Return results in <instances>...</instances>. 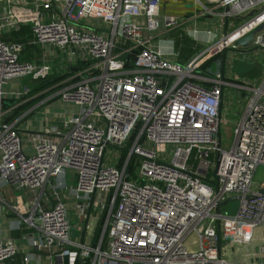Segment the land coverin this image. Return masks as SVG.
Instances as JSON below:
<instances>
[{
    "label": "built area",
    "instance_id": "obj_1",
    "mask_svg": "<svg viewBox=\"0 0 264 264\" xmlns=\"http://www.w3.org/2000/svg\"><path fill=\"white\" fill-rule=\"evenodd\" d=\"M171 1L189 0H0V214L34 232L0 239V264H264V242L247 258L264 233V182L254 181L264 167V76L232 81L237 52L264 51V29L237 45L264 25V0H193L225 29L215 40L182 20L201 45L184 64L170 30L179 18L160 15ZM23 26L37 48L31 61L2 39ZM27 77L47 86L15 88ZM232 91L239 122L224 149ZM56 101L79 111L22 129ZM233 198L237 212L223 211ZM92 212L105 219L94 246L80 226Z\"/></svg>",
    "mask_w": 264,
    "mask_h": 264
},
{
    "label": "rangeland",
    "instance_id": "obj_2",
    "mask_svg": "<svg viewBox=\"0 0 264 264\" xmlns=\"http://www.w3.org/2000/svg\"><path fill=\"white\" fill-rule=\"evenodd\" d=\"M217 12V11H216ZM161 16H170L174 15L179 18V25L172 26L170 28L171 35L174 38L175 35H178L179 32H183L184 36H188L193 41L192 37L187 34L185 31L188 29L183 23L182 20L185 18L192 19V22L196 24V29H200L206 31L207 25H214L210 22L214 21L215 18L211 17V15H201L200 14V7L197 6L193 0L189 1H171L168 3H163L161 5ZM240 23V22H239ZM212 30L218 29L217 27H211ZM205 36V35H203ZM219 37V36H218ZM222 37V36H221ZM220 38V37H219ZM218 40V38H217ZM197 43V41H195ZM199 42V41H198ZM198 44V43H197ZM199 45V44H198ZM232 52V51H230ZM36 53V50H31V54ZM213 63V62H212ZM232 81L241 79V80H255L260 77L264 76V51L257 50V51H248V52H237V57L235 61L232 63ZM47 81H35L29 77L25 78L24 80L18 83H14L15 88H23L24 86H28L29 89L32 91L38 90L41 86L46 84ZM5 87H11V84L6 85ZM231 96L234 98L235 103L232 106L230 111L224 110L221 120V129H220V138L222 147L224 149H230L234 143L235 139V129L239 122V106L236 103L238 95L235 91L231 92ZM79 109L73 105L68 104L65 106L59 101L53 102L49 104L47 107H42L38 111H36L31 117L29 121H26L22 124L23 130H30V131H43L45 127L53 122L56 118H61L62 116H66L67 113L69 114H77ZM254 181L256 183L264 182V167H260L254 177ZM15 196L17 195H25L23 190L14 191ZM11 194V193H10ZM48 201H51V194H47L46 196ZM50 205V204H49ZM239 207V203L237 201H231L226 204L223 208V211H231L232 214L237 212ZM101 221V222H100ZM80 224V223H79ZM79 224L77 219H73L71 223V235L73 237L77 235V238H81V230L79 229ZM98 225L99 232L103 231L105 225V219L101 218V214L99 212H92L89 216L88 220L84 221L80 226L85 230V242L89 244L93 237L94 231ZM84 237V235H83ZM198 245V239L196 235H191L187 238L185 242V246L189 249L190 252L196 251ZM91 258L93 254H90ZM90 258V259H91ZM93 260V258H92ZM233 261H237V258L233 255Z\"/></svg>",
    "mask_w": 264,
    "mask_h": 264
},
{
    "label": "crops",
    "instance_id": "obj_3",
    "mask_svg": "<svg viewBox=\"0 0 264 264\" xmlns=\"http://www.w3.org/2000/svg\"><path fill=\"white\" fill-rule=\"evenodd\" d=\"M171 16L176 17L174 15H170V17ZM211 27H217V26L216 25H210V24L207 25V29H211ZM224 29H223V27L218 28L215 31L211 29L214 33V39L215 40H217V38L219 39V37H221L223 35ZM201 37L204 38L203 36H201ZM200 48H201V45L199 44V49ZM33 234H34V232L32 230L27 229L25 224H20L16 220H13L11 216L9 217V216H4V214H0V239L6 238V237H13L17 240H22L23 238L25 239V238L32 237ZM73 239H76L77 241H79L77 238V235H75L73 237ZM263 242H264V233L259 230L256 233V235L254 236V239H253L251 246L248 248V257L247 258L250 262L255 261L253 259V257L255 258V256L257 254H259V252L261 250L260 245ZM230 255H232V254H230ZM232 258H233V256H228L227 260L229 262H236V261H233ZM10 264H25V263L22 260V256H18L15 260L10 262ZM29 264H36V263H29ZM42 264H47V263L43 262Z\"/></svg>",
    "mask_w": 264,
    "mask_h": 264
},
{
    "label": "trees",
    "instance_id": "obj_4",
    "mask_svg": "<svg viewBox=\"0 0 264 264\" xmlns=\"http://www.w3.org/2000/svg\"><path fill=\"white\" fill-rule=\"evenodd\" d=\"M32 38L33 35L29 26L21 27L18 31L12 33L11 38L6 39L2 37L4 41H15L16 43H20L26 47V53L23 56V60L25 61H31L34 59V53L31 54L32 49L37 52V48L32 47L29 44ZM173 39L175 40L176 48L180 53V57L178 59L179 63L184 64L188 62L199 50V45L188 36H184L183 32H179ZM45 86H47V84L43 87ZM98 230L99 228L97 226L91 239L93 246L97 245L100 238V232Z\"/></svg>",
    "mask_w": 264,
    "mask_h": 264
},
{
    "label": "water",
    "instance_id": "obj_5",
    "mask_svg": "<svg viewBox=\"0 0 264 264\" xmlns=\"http://www.w3.org/2000/svg\"><path fill=\"white\" fill-rule=\"evenodd\" d=\"M228 11L229 10L226 9V12H228ZM263 29H264V25L259 27L255 32H253V33L249 34L248 36L244 37L243 39L239 40L237 45L239 47H242V48H248V46H249L250 42L253 40L255 34L262 31ZM234 199L235 198L228 200L227 202H225V204L233 201ZM66 264H67V259H66Z\"/></svg>",
    "mask_w": 264,
    "mask_h": 264
}]
</instances>
